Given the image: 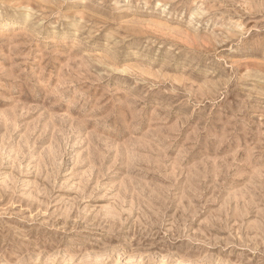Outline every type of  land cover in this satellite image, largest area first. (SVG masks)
Returning a JSON list of instances; mask_svg holds the SVG:
<instances>
[{"label":"rangeland","instance_id":"1","mask_svg":"<svg viewBox=\"0 0 264 264\" xmlns=\"http://www.w3.org/2000/svg\"><path fill=\"white\" fill-rule=\"evenodd\" d=\"M0 264H264V0H0Z\"/></svg>","mask_w":264,"mask_h":264}]
</instances>
